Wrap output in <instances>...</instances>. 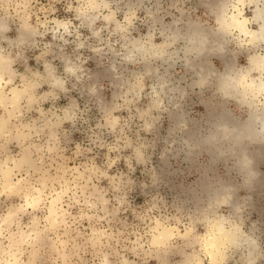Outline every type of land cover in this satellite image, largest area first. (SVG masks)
Segmentation results:
<instances>
[{
    "label": "clouds",
    "instance_id": "1",
    "mask_svg": "<svg viewBox=\"0 0 264 264\" xmlns=\"http://www.w3.org/2000/svg\"><path fill=\"white\" fill-rule=\"evenodd\" d=\"M0 264H264V0H0Z\"/></svg>",
    "mask_w": 264,
    "mask_h": 264
}]
</instances>
